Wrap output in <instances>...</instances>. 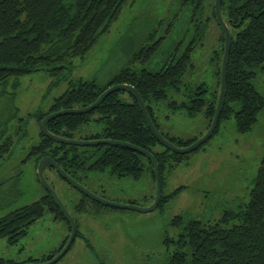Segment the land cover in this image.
I'll use <instances>...</instances> for the list:
<instances>
[{
  "label": "trees",
  "instance_id": "16d2710c",
  "mask_svg": "<svg viewBox=\"0 0 264 264\" xmlns=\"http://www.w3.org/2000/svg\"><path fill=\"white\" fill-rule=\"evenodd\" d=\"M128 2L134 0H0V89L11 76L40 71L59 76L68 69L72 70L75 60L84 58L99 39L110 32ZM181 8L189 11L187 23L190 27L186 31V40L191 32L194 34L188 43L181 38L169 48L163 46L173 31L177 15L170 20L159 21V28L168 23L165 30L167 36L157 38V30H154L136 47L137 39L130 35V43L121 51V66L108 73L104 83L96 78L70 80L67 90L54 99L46 112L39 114V122L42 123L45 116L55 111L91 105L112 85L125 83L140 92L154 125L174 145L186 147L204 135L212 124L218 104L225 32L215 12V0H182ZM204 14L207 15L206 20L213 17L221 28L214 61L217 67L216 88L211 93L207 84L202 83L193 91L187 84L186 98L179 101L171 94L182 90L184 75L194 67V47L205 33ZM221 14L231 31V49L221 115L214 133L223 120L231 117L235 119L237 130L246 133L253 129L259 113L264 109V94L256 85L258 75L264 73V0H221ZM160 104L174 109L184 108L190 111L188 114L191 116L203 112L208 119L206 131L190 139L164 132L158 118ZM2 123L0 162L12 152L15 136L22 131V126H19L13 133L7 134V127ZM88 126H94L96 132L86 134L82 139H116L153 153L161 173L162 196L158 207L163 206L169 199L163 194L166 173L172 172L190 152H176L158 139L146 121L138 99L129 90L114 91L89 112L60 115L47 123L52 133L70 138ZM29 156L35 157L37 163L42 157L51 156L74 178L78 177L80 170H84L108 171L118 177L138 179L143 174L146 159L129 147L113 143L92 146L63 143L46 136L42 127L40 142L32 147ZM146 160L152 164L156 181L153 161ZM84 196L74 204L77 212H86L89 201L103 204L87 194ZM47 210L54 212L58 218H66L55 197L47 190L38 200L0 217V238L6 237L9 243H16L28 234L30 227ZM235 215L239 222L229 227L221 222L204 223L194 218L186 220L182 215L175 216L172 224L176 227L184 225L177 239L165 238L166 244L173 242L176 246L165 264H264V152L249 201ZM69 228L71 230V223ZM79 234L77 225L76 236ZM68 238L69 235L56 253L43 260L31 257L25 262L52 259L62 250Z\"/></svg>",
  "mask_w": 264,
  "mask_h": 264
},
{
  "label": "rangeland",
  "instance_id": "374dc122",
  "mask_svg": "<svg viewBox=\"0 0 264 264\" xmlns=\"http://www.w3.org/2000/svg\"><path fill=\"white\" fill-rule=\"evenodd\" d=\"M181 3L182 0L128 2L110 32L102 36L84 58H77L72 70L68 69L59 76L40 71L11 76L7 80L0 89V123L7 121L2 123L7 127V134L19 126L22 131L15 136L12 152L0 162V217L38 200L47 191L39 179V162L29 156L32 147L40 142L39 114L46 112L54 99L67 90L72 79L96 78L104 83L107 74L121 66V51L130 43V35L137 39L136 47L154 30H157V38L167 36L168 23L159 28L162 19L170 20L177 15L164 47H171L176 39L181 38L188 43L194 34L191 32L186 40V31L190 27L187 23L189 11L181 8ZM206 18L207 15H202V20ZM205 22L204 38L194 47V67L184 75L182 90L171 92L176 100L186 98L187 84L193 91L202 83L207 84L211 93L216 88L214 61L221 28L213 17ZM256 85L264 94V73L258 75ZM168 107L160 104L158 108L159 123L164 132L190 139L206 131L208 119L203 112L191 116L184 108L173 112ZM95 132L94 126H88L76 133L74 139ZM263 152L264 109L253 129L246 133L237 130L233 117L223 120L210 140L190 152L172 172L166 173L163 194L169 196L168 201L145 212L93 201H89L86 212H77L74 204L82 197V192L47 167L45 176L75 218L80 233L55 264H165L176 249L173 242L166 244L165 238L177 239L184 225L174 226L172 220L175 216L182 215L186 220L194 218L204 223L221 222L225 227L239 222L235 213L249 201ZM80 183L98 196L122 204L148 207L156 196V181L148 163L138 179L131 176L120 178L107 171H88L82 173ZM226 215L228 217L224 219ZM69 223L67 217L58 218L47 210L30 227L28 234L16 243H9L6 237L0 238V264H22L31 257L43 260L56 253L63 240L71 235Z\"/></svg>",
  "mask_w": 264,
  "mask_h": 264
},
{
  "label": "water",
  "instance_id": "95a60500",
  "mask_svg": "<svg viewBox=\"0 0 264 264\" xmlns=\"http://www.w3.org/2000/svg\"><path fill=\"white\" fill-rule=\"evenodd\" d=\"M215 12H216L217 18H218V20H219V22H220V24L223 27V30L225 32V50H224L223 61H222L221 88H220L216 112H215V115H214V118H213V121H212L210 128L207 130V132L204 135H202L199 139H197L191 145L186 146V147H178V146L174 145L173 143H171L168 139H166L160 133V131L156 128L154 123L152 122V120L148 114V111L145 107L144 100H143L142 96L140 95V93L137 91V89L134 86L129 85V84H116V85L109 87L106 91H104L100 95V97L94 103H92L91 105H88L86 107L62 109L59 111L52 112V113H50L44 117V119L42 120V123H41L42 131L46 136L51 137L54 140H57V141H60L63 143H68V144L81 145V146H92V145H98V144L113 143V144L123 145V146L129 147V148H131L137 152H140V153L148 156L153 161V164H154L155 176H156V196H155L153 203L148 207H140L136 204H122V203L109 201V200L93 193L92 191H90L89 189L84 187L82 184L77 182L75 179H73L54 160L53 157H51V156L42 157L38 163L39 179L43 183V185L46 187V189L55 197V199H56L59 207L63 211L64 215L69 219V221L71 223V230L72 231H71V235L69 236L65 246L52 259H50L46 262H25L22 264H55L60 258H62L66 254V252L68 251V249L72 245V243H73V241L77 235V223H76L75 218L69 212V210L67 209V207L65 206V204L63 203L61 198L58 196L56 190L50 184V182L47 180V178L45 176V169L47 167L56 168L58 170V172L67 181L71 182L77 188H79L82 192L88 194L90 197H92L93 199H95L96 201H98L100 203L110 205V206H114V207H119V208H132V209H136V210L144 211V212L154 210L158 207L159 202L161 200V196H162L161 173H160L156 158L152 152H150L149 150L144 149L142 147H139L135 144H132V143H129L126 141L116 140V139H87L86 140V139H74V138L65 137L62 135H57V134L52 133L47 128V123L50 120H52L55 117L60 116V115L70 114V113H86L88 111H91V110L95 109L97 107V105H99L109 94L113 93L114 91L129 90V91L133 92L134 95L139 100V103L141 104V107H142V111L146 117V120H147L149 126L153 130L154 134L158 137V139H160V141L164 145H166L167 147H169V148H171L174 151L179 152V153H189V152L194 151L197 147H199L204 142H206L211 137V135H213V133L217 127L218 121L220 119L221 109H222V104H223V99H224V94H225V88H226L227 63H228V56H229L230 49H231V31H230L228 24L226 23V21L224 20L222 14H221V0H215Z\"/></svg>",
  "mask_w": 264,
  "mask_h": 264
},
{
  "label": "flooded vegetation",
  "instance_id": "af4514ba",
  "mask_svg": "<svg viewBox=\"0 0 264 264\" xmlns=\"http://www.w3.org/2000/svg\"><path fill=\"white\" fill-rule=\"evenodd\" d=\"M123 84H125V83H123ZM130 85V84H129ZM113 86V85H112ZM133 86V85H132ZM118 91V90H117ZM138 91V90H137ZM139 92V91H138ZM133 93V92H132ZM140 93V92H139ZM133 95H134V93H133ZM141 95V94H140ZM135 96V95H134ZM136 97V96H135ZM137 98V97H136ZM143 98V97H142ZM144 100V99H143ZM139 101V100H138ZM144 103H145V101H144ZM140 104V103H139ZM140 107H141V104H140ZM145 107H146V109H147V106H146V103H145ZM168 108H170L173 112H175L176 110H178V109H174V108H171V107H168ZM141 110H142V107H141ZM147 111H148V109H147ZM89 112V111H88ZM143 112V111H142ZM148 114H149V112H148ZM143 115H144V113H143ZM149 116H150V114H149ZM144 117H145V115H144ZM151 118V117H150ZM145 119H146V117H145ZM152 120V119H151ZM147 121V120H146ZM153 122V121H152ZM144 149H146V148H144ZM148 150V149H147ZM150 151V150H149ZM151 152V151H150ZM140 153V152H139ZM142 154V153H141ZM142 155H144V154H142ZM145 157H146V159H149V160H151L148 156H146V155H144ZM145 159V162H144V169H145V165L148 163V161ZM150 166L152 165V164H150V163H148ZM50 169H52V170H54L56 173H57V175L58 176H60L63 180H65L66 182H68L71 186H74L76 189H78V190H80L79 188H77L74 184H72L71 182H69V181H67L59 172H58V170L56 169V168H53V167H49ZM83 171L84 170H80V174L78 175V177L77 178H74V177H72L69 173H67V174H69L73 179H75L77 182H79L80 183V175H82V173H83ZM85 172H87V171H85ZM108 172V171H107ZM118 177V176H117ZM120 178L121 177H124V176H119ZM132 177V176H131ZM48 180V179H47ZM51 184V183H50ZM81 184V183H80ZM52 185V184H51ZM84 186V185H83ZM85 187V186H84ZM55 189V188H54ZM88 189V188H87ZM81 191V190H80ZM82 192V191H81ZM84 194H86V193H84V192H82V197L80 198V199H83L85 196H84ZM88 195V194H87Z\"/></svg>",
  "mask_w": 264,
  "mask_h": 264
}]
</instances>
